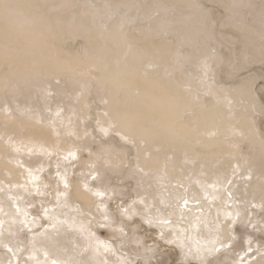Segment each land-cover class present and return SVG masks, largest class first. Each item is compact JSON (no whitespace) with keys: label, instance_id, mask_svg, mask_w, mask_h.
Wrapping results in <instances>:
<instances>
[{"label":"rangeland","instance_id":"1","mask_svg":"<svg viewBox=\"0 0 264 264\" xmlns=\"http://www.w3.org/2000/svg\"><path fill=\"white\" fill-rule=\"evenodd\" d=\"M0 264H264V0H0Z\"/></svg>","mask_w":264,"mask_h":264},{"label":"bare ground","instance_id":"2","mask_svg":"<svg viewBox=\"0 0 264 264\" xmlns=\"http://www.w3.org/2000/svg\"><path fill=\"white\" fill-rule=\"evenodd\" d=\"M118 85L123 88L127 104H124L125 107L119 114V118L123 121L125 128L129 129L135 125L137 118L144 117L143 113H149V105L148 102L145 101L151 98V89L144 90V96L140 98L133 94L135 91H139V86L137 84H134L130 80H125V78H121L119 79ZM156 100H158V103L160 102V98H156ZM144 110L147 113L143 112Z\"/></svg>","mask_w":264,"mask_h":264}]
</instances>
